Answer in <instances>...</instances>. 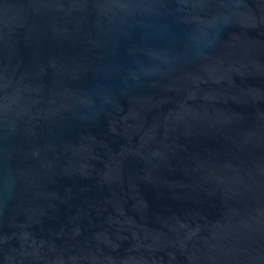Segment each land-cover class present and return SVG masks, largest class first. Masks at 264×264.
Returning <instances> with one entry per match:
<instances>
[{"label": "water", "instance_id": "water-1", "mask_svg": "<svg viewBox=\"0 0 264 264\" xmlns=\"http://www.w3.org/2000/svg\"><path fill=\"white\" fill-rule=\"evenodd\" d=\"M0 264H264V0H0Z\"/></svg>", "mask_w": 264, "mask_h": 264}]
</instances>
